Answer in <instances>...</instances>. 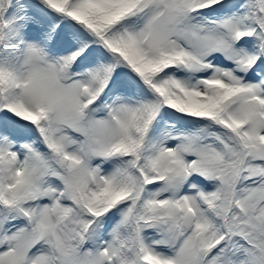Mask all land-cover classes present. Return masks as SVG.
I'll return each mask as SVG.
<instances>
[{
  "label": "snow or ice",
  "instance_id": "1",
  "mask_svg": "<svg viewBox=\"0 0 264 264\" xmlns=\"http://www.w3.org/2000/svg\"><path fill=\"white\" fill-rule=\"evenodd\" d=\"M0 264H264V0H0Z\"/></svg>",
  "mask_w": 264,
  "mask_h": 264
}]
</instances>
